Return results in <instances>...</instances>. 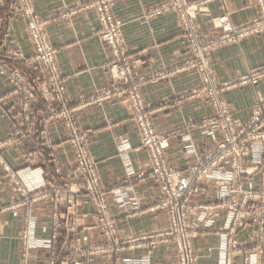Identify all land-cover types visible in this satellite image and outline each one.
<instances>
[{"label": "crops", "instance_id": "0c3cea01", "mask_svg": "<svg viewBox=\"0 0 264 264\" xmlns=\"http://www.w3.org/2000/svg\"><path fill=\"white\" fill-rule=\"evenodd\" d=\"M169 1L113 0L111 5L116 17L125 23L123 35L127 49L134 54L135 74L147 78L140 88L141 98L154 106L156 127L169 137L166 161L184 175L198 158L216 146L218 132L211 123L205 122L212 111L204 94L190 97L191 90L200 84V75L195 70L176 72L175 69L190 50L181 17L196 19L200 26L195 30L207 38L215 33L212 24L220 16H228L239 25L255 18L257 7L255 0H186L188 8L182 16L176 9L154 11ZM34 5L36 14L46 21V31L57 50V61L66 82L69 108L74 110L81 130L87 134L103 185L109 191L120 188L129 192L137 201L128 207V213L115 211L123 239L135 240L117 255L114 252L96 254L89 248L87 252L92 264H118L120 258L140 259L147 256L146 253L150 254L152 264H179L172 243L166 244L155 238L138 239L155 235L167 226L168 218L156 207L160 188L151 175L149 152L142 146L133 119V107L125 99L127 85L113 88V76L106 68V63L112 59L111 49L95 35L100 31L95 10L87 6L86 0H34ZM24 15L18 0H0V152L12 168L36 167L42 173L40 178L47 186V197H41L36 204L39 223L42 226L49 223L50 202L56 197L63 228L57 233L56 254L52 257H56L57 264H66L64 261L71 256L67 252L70 242L78 240L84 246L92 247L101 246L105 241L86 194L76 193L75 199L68 201L70 192L81 186L72 181L70 173L75 158L69 136L64 124L51 118L54 107L47 102L49 98H37L28 108L18 104L19 99H26L27 89L33 81L25 58L17 57V53L26 57L33 54ZM213 58L218 81L236 85L243 74L264 64V36L249 37L241 43L218 48ZM14 70L19 72L22 81L19 91L12 82ZM225 97L235 117L243 121L250 116L255 101L264 99V80L258 85L233 86ZM28 100L30 98L26 102ZM120 142L125 144L134 175H129L119 154ZM132 176L136 178L131 179ZM260 176V173L253 176L248 186L258 188ZM203 187L204 192L200 194L202 207L217 198L214 184L206 183ZM18 194L0 166V208L5 210L0 213L2 264H16L19 256L17 233L23 220L22 213L30 200ZM189 222H194L192 217ZM224 224L223 217L217 228L198 233L192 239L198 264H217L221 233L218 227ZM72 226L77 234L75 239L70 233ZM47 232L42 238L54 235L51 229ZM152 243L157 246L152 248ZM43 253L35 264H48L49 253ZM31 264H34L33 260Z\"/></svg>", "mask_w": 264, "mask_h": 264}, {"label": "rangeland", "instance_id": "374dc122", "mask_svg": "<svg viewBox=\"0 0 264 264\" xmlns=\"http://www.w3.org/2000/svg\"><path fill=\"white\" fill-rule=\"evenodd\" d=\"M33 1V10L35 12V16L38 18V21H40V24L42 26V29L44 31L43 38L44 40L49 43V45L55 50V61H56V67L48 68L45 65H41L40 63H32L30 58H33L35 56V43L36 41L33 38V35L30 32V22L28 19L27 21V31L29 38L33 44V54L26 57V55H22L20 53H17V57H23L26 60V65L29 68V70L33 73V81L32 85L28 87L29 94H27L26 99H19L18 104L21 106V108H27L31 106V104H34L36 102L37 98L45 99L44 97H48L47 102H50L51 105H53L54 108L51 112L52 113V119L58 120L62 122L67 130V134L69 136V144L72 148L73 155L75 158V166L73 170L71 171L72 181H76L79 183L78 190L74 191L72 190L70 194L68 195V201L75 199L74 194L76 193H85L88 197L89 201L92 203L93 210L97 219V226L99 227V230L101 234L103 235V241L104 244L101 246H84L82 243H79L77 241L70 242L69 246V252L71 254L70 258L67 261H64L66 264H69L71 262L72 264H92L90 258V254L87 252L88 249L92 252H96V254H110L111 252H114V255L122 254L120 253L122 251V248L128 244H130L131 241H134L135 239L129 238L127 240L123 239V234H121V231L119 229V226L116 222V216L115 211L117 210L120 213H128L129 206L137 202L134 198V196L129 193L125 192L122 189L119 191L117 190H108L103 185L101 176L99 174L97 163L95 162L93 155L91 153L90 147L88 145V137L87 134L84 133L78 123V117L74 113V110L71 108L69 109V113L65 114V107L69 108V102L67 95V88H66V82L63 80V75L60 71V67L57 61V50L55 49L54 45L50 42L49 36L46 31V21L40 18L38 14H36L35 11V5L34 0ZM87 6L91 7L92 0H86ZM111 3L113 0H109ZM20 4L21 12L24 15V10L22 8L21 1L18 0ZM186 0H170L167 3L161 4L159 8H155V12L160 11H168L172 9H176V11L182 16V12H184L188 7L185 5ZM256 7H257V15L255 18H253L250 21L244 22L242 24H235L230 17L228 16H220L217 18V20H214L212 24V29L215 31V33L210 34L209 37H203L198 29L195 30V27L199 28V24L196 19L186 18V16L181 17V26L186 32V37L189 39V54L185 57H183L178 64L176 65V72H184L185 70H195L198 73V76L200 79L199 86L193 88L190 92V97H198L201 96V94H204V97L207 99L210 107H211V114L208 118H206L205 122L207 123H221L224 121V118L229 115L233 122L238 125L242 124L245 121H249V119L252 118L255 107L260 101H263V98H258V100L255 101V103L252 106V110L250 111V116L246 118L245 120H240L235 117V114L233 113L232 107L230 105V102L225 97L226 92L231 89L233 86H247V85H258L261 81L256 83H252L248 80H245V76L250 74L254 70H261L264 68V64L256 66L252 69H250L248 72L243 74L240 77V80L235 85L234 82L229 81H218V78L216 77V69L213 61V53L221 47L227 46L229 44H238L243 42V40H246L249 37H255V36H264V31L261 32H253L251 30H245L244 28L249 26V24L253 21H261L264 18V14H262V6L258 3L257 0H255ZM187 4V3H186ZM94 9V8H93ZM111 9L113 11L112 5ZM95 10V9H94ZM96 14L97 11L95 10ZM153 13V12H152ZM113 15V23L115 22L114 26L116 28L115 35L113 36L112 42L110 41V36L106 34L105 25L102 21V19L97 15L98 22H99V32L95 34L98 36L104 43H106L109 48L111 49V55L112 59L109 60V62L106 63V68L111 72L113 76V88L118 89L121 85H127V89L124 90V92L127 95V101L132 105L133 107V119L136 123L138 132L141 137L142 146L146 148L149 152L150 162L153 166V159H152V151L149 147L145 146L143 144V135L144 131L142 130L140 126V119L137 114V109L140 106H143L144 113L141 114L144 121H149L153 128L155 129L157 134L163 135L168 137L167 134L162 133L158 131L156 127V119L154 116V106L151 103L146 102L145 99L135 98V95L132 93L133 90H136L140 93L141 86L145 83V80L147 78L144 77H137L135 74V65H134V54L129 52V50L126 47V40L123 35V27L125 26V23L116 17L114 12ZM25 16V15H24ZM26 17V16H25ZM27 18V17H26ZM225 18L228 20L232 26L235 29V32L230 33L231 38L229 40H225L223 36L226 34L224 25L220 22L221 19ZM195 21V22H194ZM194 22V23H193ZM110 27V26H109ZM185 35V34H184ZM57 72L60 74L62 80L61 84L64 87L65 90V96L62 101H56V99L52 100V86L51 83L48 81L51 77H53L54 72ZM14 77H13V84L16 87L17 91L21 90L22 87V81L19 76L18 71H13ZM122 74V77L128 81H124L123 78H120ZM156 76H159V74H156ZM138 78V79H137ZM21 83V84H20ZM132 89V90H131ZM113 90V89H112ZM128 91V92H127ZM189 95V94H188ZM141 97V93L139 95ZM29 102H26L27 99ZM34 98V99H33ZM25 99V100H24ZM142 99V100H141ZM51 100V101H50ZM25 101V102H24ZM54 102V104H53ZM141 102V103H140ZM48 103V104H50ZM57 104V106L55 105ZM65 108V109H64ZM64 111V112H63ZM56 118V119H54ZM208 119V120H207ZM213 121V122H212ZM214 129L218 132V140L216 141V144L221 140V134L222 131L220 129V125H211ZM46 137V136H45ZM169 138V137H168ZM170 144V141H169ZM170 146V145H169ZM216 147H214L212 150H210L207 154L211 153V151H214ZM119 154L124 162L125 168L128 171L129 175H134L135 171L133 170V165L131 164V171H129L126 167V162L128 161L127 153L125 144L120 142L119 143ZM168 150V149H167ZM165 152V157H167ZM202 156V157H204ZM250 158V157H247ZM83 159L89 160L92 165L94 166L93 170H91V173H95L97 178L99 179L101 186L103 187L102 190L99 189H92L89 187V181L91 180L92 176L89 173L87 167L82 168L79 166L80 160L83 161ZM126 160V162H125ZM88 161V162H89ZM198 161V160H197ZM197 163V162H196ZM208 162H205V164ZM33 164V162H32ZM169 164V163H168ZM253 162L251 159H246L244 162V166L246 169H251L253 167ZM0 166H2L3 170L7 173L9 180L11 182V185L14 189L17 190V192L22 197H28L30 200V203L23 214V220L21 222V227L17 233V250L19 253L18 259L16 264H31L32 260L37 262V260L41 259V255L44 254L43 252L49 253L48 254V264H57L56 257H52L53 254H56V240H57V233L61 232V217L57 211V207L59 203L57 202L56 197L50 198L51 200V208L52 213L50 215L49 223H45V225H41L39 223L38 219V212H37V202L41 199V197L46 198L47 193L46 189L47 186L44 184L43 180L40 178L42 175L41 172H38L37 168H23V169H14L12 166L5 160L4 156L0 152ZM151 166V171H152ZM195 166V165H194ZM172 167V166H171ZM193 168V167H192ZM190 168V170L192 169ZM219 169L225 170L227 172H232V163L231 161L225 160L219 165ZM177 171H180L177 169ZM260 176L261 185L258 188L249 187L248 184L252 182V178L255 175ZM187 174V173H186ZM152 175V172H151ZM238 175V174H237ZM136 177H131V179ZM264 165L258 168V170L253 171L250 175L246 174H240L236 178L232 180H227V184L231 183L232 187L237 189L236 195L232 196L228 200L225 201L224 197L222 196L220 183H218L217 180H210L204 182L202 185L200 184V187L204 188L203 185H206V183L214 184L215 190L217 191V198L215 202H208L209 204H206L207 209H201V202H200V194H193L189 195L187 197V204H185L184 209L180 206L181 210H184L185 215H180L177 213L174 217L175 221L173 220V217L171 213L169 212V209L166 208L165 205H162L161 203V195L159 194V202L157 204V208L160 210H163L167 214L168 218V224L163 229H160L156 232L153 236H141L138 239H151L155 238V240L160 239L163 243L170 244L172 243L175 246V249L177 250L178 255V263L180 264V257L183 255L179 244H189L191 250L193 253H195L196 262L194 264H198V254L196 252V249L194 247V244L192 243V239L194 236H196L198 233L209 231L210 229H215V226L217 228L218 222L220 219L225 220V224L222 227H218L220 230V242L217 247V249L220 248L221 245V235L223 232H225L228 222H232L233 219L239 218L240 221H242L241 227L235 229V239L240 244L238 245L237 249L235 250L234 259L231 262V264H264ZM251 194L253 196V199L246 200L245 194ZM18 194V195H19ZM225 201V203H224ZM234 203V204H233ZM164 204V203H163ZM232 204V205H231ZM231 206V208L229 207ZM237 206L236 209L233 211L232 207ZM4 212L2 208H0V213ZM209 213V214H208ZM252 214L253 219L244 221L243 219L246 218L248 215ZM179 217H183V219H180ZM192 217L194 222H189L190 218ZM175 222V223H174ZM207 222H211L209 226L206 225ZM244 222V224H243ZM207 226V227H205ZM48 228V229H47ZM52 230L51 238H42L43 235H46L49 230ZM193 230H200L196 235L193 234ZM246 232L249 233L245 238L243 236L246 235ZM72 239H75L77 234L75 233V229L72 226L70 228ZM147 235V234H145ZM123 236V237H122ZM111 238H117V242L114 243L111 242ZM122 238V239H121ZM188 238V240H187ZM1 235H0V248H1ZM122 244V246H121ZM152 248L154 246H157V244H150ZM121 246V247H120ZM243 246V248L241 247ZM229 249L232 251V245L229 244ZM188 252V245L186 248ZM86 252V254H85ZM255 252H258L257 254ZM262 252V253H259ZM42 253V254H41ZM147 256H142L140 259L138 258H124L118 264H137L139 262H142L143 260H146L145 263L142 264H152V258H149V253H146ZM250 255H257L256 257L252 258ZM92 256L93 253H92ZM118 258L120 256H117ZM122 257V256H121ZM219 250L217 253V264H219ZM73 259V260H72ZM194 256H193V260ZM253 260V263L251 262ZM63 262V263H64ZM0 264H2V258L0 257Z\"/></svg>", "mask_w": 264, "mask_h": 264}, {"label": "built area", "instance_id": "2783aa9c", "mask_svg": "<svg viewBox=\"0 0 264 264\" xmlns=\"http://www.w3.org/2000/svg\"><path fill=\"white\" fill-rule=\"evenodd\" d=\"M24 14L30 22V32L33 35L35 43V56L30 58L32 63H40L45 65L48 68L56 67L55 61V50L47 43L43 38V29L38 21V18L35 16L33 10V1L32 0H20ZM258 3L262 6V14H264V0H257ZM91 6L97 11V15L102 19L106 34L110 36V41L112 42L113 36L115 35L116 28L113 23V11L111 9V2L109 0H92ZM220 22L224 25L226 34L223 36L225 40L231 38L232 32H235L232 24L225 18L221 19ZM110 26V27H109ZM245 30H251L253 32L264 31V18L261 21H253L249 26L244 28ZM124 81H128L124 79ZM264 79V68L261 70H254L250 74L245 76V80H248L252 83L258 84L259 81ZM61 76L58 71L54 72L53 77L48 81L52 86V100L62 101L65 96L64 87L61 84ZM132 90V89H131ZM135 95V98L140 100V94L136 90L132 92ZM142 100V99H141ZM141 103V102H140ZM66 108V109H65ZM65 114L69 113L68 107H65ZM143 106H140L137 109V114L140 119V126L144 131L143 135V144L149 147L152 151V176L156 178L160 188L161 203L165 205L169 212L171 213L173 220L175 221V215L179 213L180 215H185L184 209L185 204H187V197L193 194H200L203 192V188L200 187L206 181L217 180L220 183V188L222 196L225 201L236 195L237 189L232 187L231 183L227 184V180H232L239 176L240 174L250 175L253 171L258 170L261 166L264 165V100L260 101L255 107L254 114L249 121H245L242 124L236 125L233 122V119L227 115L224 118V121L220 124L215 122L211 123L213 125H220L222 131L221 140L216 144L214 151H211L208 155L198 158L197 163L187 174H182L177 171L176 168L171 167L166 161L165 152L169 148V138L160 134H157L152 124L149 121H144L141 114L144 113ZM213 122V121H212ZM126 152V151H125ZM127 156V155H126ZM250 157V158H247ZM231 161L232 163V172H227L225 170L219 169V165L225 160ZM246 159H251L253 162V167L251 169H246L244 162ZM83 159L80 160L79 166L82 168L87 167L92 178L89 181L90 188L102 190L103 187L96 174L90 171L93 170L94 166L92 163ZM205 162H208L205 164ZM85 165V166H84ZM126 167L131 171L130 162H126ZM238 174V175H237ZM246 200L253 199L251 194H245ZM224 201V203H225ZM164 203V204H163ZM234 204V203H233ZM232 205V204H231ZM231 208V206H229ZM237 206H233L232 210L234 211ZM186 208V207H185ZM201 209H207L205 206ZM183 219V217H179ZM253 215H249L244 218V221L252 220ZM242 221L239 218H235L232 222H228L225 232L221 235V245L219 250V264H231L234 259L235 250L238 245H240L235 239V229L241 227ZM175 223V222H174ZM211 223V222H210ZM206 223L207 226L210 224ZM244 224V222H243ZM205 226V227H207ZM200 231V230H199ZM198 230H193V234L196 235ZM188 240V238H187ZM116 243L117 238H111V242ZM229 244L232 245L233 250L229 249ZM122 245V244H121ZM188 245V252L186 250ZM179 244V247L183 253L180 257V264H194L196 262V255L193 253L189 244ZM243 248V246H241ZM256 254L258 252H255ZM262 253V252H259ZM193 256L194 259L193 260ZM257 255H250L254 258ZM253 263V260H251ZM139 264V263H137Z\"/></svg>", "mask_w": 264, "mask_h": 264}]
</instances>
